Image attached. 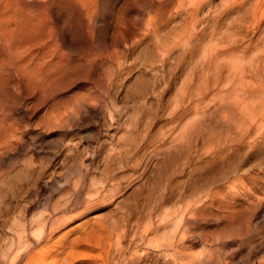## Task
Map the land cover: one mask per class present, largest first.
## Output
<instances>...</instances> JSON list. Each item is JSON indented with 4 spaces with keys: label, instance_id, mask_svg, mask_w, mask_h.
<instances>
[{
    "label": "rangeland",
    "instance_id": "obj_1",
    "mask_svg": "<svg viewBox=\"0 0 264 264\" xmlns=\"http://www.w3.org/2000/svg\"><path fill=\"white\" fill-rule=\"evenodd\" d=\"M232 1L195 21L176 1L84 0L65 50L50 15L68 57L63 98L41 104L14 78L26 117L0 102V258L54 210L70 220L53 238L97 257L114 222L130 239L148 229L139 264H264V2L254 19ZM248 213L250 232L221 233Z\"/></svg>",
    "mask_w": 264,
    "mask_h": 264
},
{
    "label": "bare ground",
    "instance_id": "obj_2",
    "mask_svg": "<svg viewBox=\"0 0 264 264\" xmlns=\"http://www.w3.org/2000/svg\"><path fill=\"white\" fill-rule=\"evenodd\" d=\"M83 1L84 0H0V102H11L8 103L7 110L6 106H4L5 109L3 110V115L8 116L15 112L16 114H20L21 117H26L25 114L27 108L24 106V100L26 98H22L14 91L7 90L14 78L22 81V85L26 86L32 92L31 97L35 100L40 99L41 104L51 103L59 96L63 98L61 95L65 92V81L68 75V57L67 53L64 52L65 48L68 47L67 44L69 39L68 22L70 21H68V19L71 13H73L72 10L74 5L75 8L77 4L81 6ZM212 2L213 0H167L166 3L169 5L175 4V7L185 10L184 13L187 11L192 12L194 17L192 19L197 21L199 15L194 14L193 11L200 7H207L209 9ZM248 2H251V4L254 5L253 18H258V12L262 9V3L264 0H233L231 5H246ZM259 6L260 9L258 8ZM260 13L259 21L264 19V10H261ZM50 15H54L57 24L59 25L58 38L62 47H60V49H64L60 51L61 53H56L59 51L56 50V45L54 43V33L56 28H54L55 26L52 24L54 23L51 20L53 17L50 18ZM56 42L58 43V40ZM38 45L42 46L40 47L43 48V52L40 53H42L44 57L43 61L40 60L41 57L39 59L37 58L39 60L37 62V59L35 58L37 55L34 57V54L30 53V50L32 51ZM37 48L36 50H38ZM34 53L36 54L35 51ZM15 84L16 83L13 85ZM52 111V106H48L45 112L50 116ZM1 117L0 121H4L5 117ZM48 122L50 123L51 120H48ZM8 131H12V129L5 128L1 138H8L6 137ZM181 149L182 148H180V150ZM168 153H171V151H168ZM102 185H100V187ZM102 187L104 188V186ZM110 187L112 188L113 185ZM104 189L105 191L107 190L105 193H108V189L106 187ZM111 191L112 189L109 192ZM96 193L98 194V192ZM101 193L99 192V194ZM61 215L62 214L58 213V211H50L47 214L40 215L34 223H31L34 224L32 225L35 229L34 233L33 230L28 229V227L19 231L17 236L13 239L9 250H7L0 258V264H84L85 261H88L89 264H98L94 261L97 256L88 252L91 247L86 246L82 248L81 244L77 242L78 238L77 241L74 237L75 240L73 239L71 241H65V239H63L64 237L61 239L53 238L56 230L70 220ZM246 216L247 218L245 219H249L247 220L248 223L246 226H243L242 228L236 227L238 225L237 223L224 224L221 233L227 234V236L231 238H239L241 237L240 235H245L250 232L253 227L252 223L255 220V214H249ZM111 223H113V226L110 225L112 226V229L108 228L111 232L106 230L109 232V236H107V234L103 235L105 238L99 247L101 250L97 257L100 261L99 264H139V261L145 258V256L142 255L140 246L143 242L145 245L148 244L146 243L147 239H145L149 233L148 229H144V231L140 233L135 232V235H132L133 238L130 239L128 228L126 229L124 227V230L122 229V231L121 228L117 227L118 225L114 224V222ZM105 228L107 229V227ZM103 231L106 232L104 228ZM244 231L245 233H243ZM103 236L100 237L103 238ZM128 238L130 241L127 240ZM159 246H161V244Z\"/></svg>",
    "mask_w": 264,
    "mask_h": 264
}]
</instances>
